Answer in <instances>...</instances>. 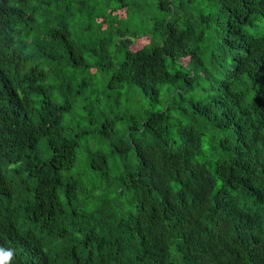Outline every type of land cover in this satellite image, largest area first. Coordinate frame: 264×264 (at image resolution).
<instances>
[{"label":"trees","instance_id":"obj_1","mask_svg":"<svg viewBox=\"0 0 264 264\" xmlns=\"http://www.w3.org/2000/svg\"><path fill=\"white\" fill-rule=\"evenodd\" d=\"M0 249L264 264V0H0Z\"/></svg>","mask_w":264,"mask_h":264},{"label":"clouds","instance_id":"obj_2","mask_svg":"<svg viewBox=\"0 0 264 264\" xmlns=\"http://www.w3.org/2000/svg\"><path fill=\"white\" fill-rule=\"evenodd\" d=\"M14 253L12 250L0 249V264H5L13 257Z\"/></svg>","mask_w":264,"mask_h":264},{"label":"rangeland","instance_id":"obj_3","mask_svg":"<svg viewBox=\"0 0 264 264\" xmlns=\"http://www.w3.org/2000/svg\"><path fill=\"white\" fill-rule=\"evenodd\" d=\"M120 15H123V12H120ZM145 42H147L146 39H142V40H140L139 43H138L137 45H134V46H133V49L140 48L142 45L145 44Z\"/></svg>","mask_w":264,"mask_h":264}]
</instances>
